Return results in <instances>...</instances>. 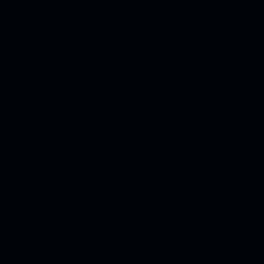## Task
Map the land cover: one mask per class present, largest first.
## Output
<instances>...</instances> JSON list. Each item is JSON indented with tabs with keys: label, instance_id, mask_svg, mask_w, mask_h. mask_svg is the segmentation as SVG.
Segmentation results:
<instances>
[{
	"label": "water",
	"instance_id": "obj_1",
	"mask_svg": "<svg viewBox=\"0 0 264 264\" xmlns=\"http://www.w3.org/2000/svg\"><path fill=\"white\" fill-rule=\"evenodd\" d=\"M0 264H264V0H0Z\"/></svg>",
	"mask_w": 264,
	"mask_h": 264
}]
</instances>
